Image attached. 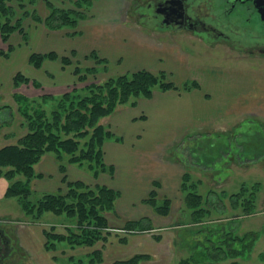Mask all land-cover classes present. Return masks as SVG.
Returning a JSON list of instances; mask_svg holds the SVG:
<instances>
[{
  "label": "rangeland",
  "instance_id": "obj_1",
  "mask_svg": "<svg viewBox=\"0 0 264 264\" xmlns=\"http://www.w3.org/2000/svg\"><path fill=\"white\" fill-rule=\"evenodd\" d=\"M50 1L57 7L74 8L71 3L73 0ZM37 2L38 0L34 8L40 15ZM153 2L155 0H94L92 6L86 10L87 16L84 19H94L108 35L107 40L97 41L98 44L94 43L101 47L102 45H109L111 51L120 48V55L115 62H110L108 57L101 54L95 47L85 55L81 57L77 55L75 58L70 55L69 49L50 48L42 51H55L60 56L68 55L72 62L63 64L59 58L46 59L57 62L63 70L65 69L66 77L62 78V76L43 66L44 60L39 68L47 70V75L51 77V82L47 86L42 85L38 76L30 77L28 75L29 70L25 68V65H21L19 58L16 59L17 52L12 51L6 57L0 55V109L3 111V115L0 117V146L15 143L27 131V125L18 112V103L13 97L14 93L26 96L32 107L42 106L49 112L54 108L58 97L72 89L84 88L91 83H103L109 77L136 70H146L153 73L165 72L167 80L172 81L177 88L154 89V91L172 90L169 91L171 95L155 93L160 104L157 103V106H162V112H166L169 116L174 109V107L172 109V105L180 106L172 102V94H189H185L189 90L183 89L182 85L186 81L195 80L199 83V88H196L198 92H195V88H191L190 91L194 92L190 93L196 95V98L191 96V98L185 99L189 101L190 106H193L192 113L185 116L179 113V119L180 122H185V119L187 122H192L195 129L189 138L197 137L196 134L199 132L201 134L208 133L210 137L205 135L203 137L207 139V143L213 146L204 145L203 139L198 141L196 146L199 147L200 155L207 156L209 161L202 157V161L193 162L192 154L186 147L192 149L194 141H189L182 148L181 137L173 138L169 145L163 147L158 158L165 163L168 160H175L173 154H176L175 156L178 155L180 161L187 160V162L184 161V168L192 175L194 181L198 179L201 181L198 190L206 200L205 206H207L205 208L209 210L203 216V221L211 223V225L223 224L225 226L230 224L229 227L226 225L225 229L231 228V231H235V235L239 236L246 232L256 234L257 237L248 251L237 257L228 255L216 264H230L233 260L239 264H264V55L257 50L250 54L246 50L232 48L230 43L225 41H223L225 43H221L220 38L212 39L205 34H202L204 38H201L186 29L176 31L163 26L146 7L147 3L153 4ZM211 3L215 4L214 0H211ZM10 4L18 10V14L21 13V10L17 8L16 0H10ZM44 6L46 8L45 3ZM220 11L222 12V9ZM47 12L46 8V14ZM45 15L40 16L44 17ZM34 22L30 17H24L22 20L23 27L28 30L27 42H24L20 36L25 44L29 43ZM80 22L81 20L78 24ZM39 24L44 25L41 22ZM122 24L129 27L124 35L118 27H122ZM68 30L64 35L71 39L82 34V31L78 30V25L76 28ZM76 30L78 31L76 34L70 35V32ZM123 36H125V43L114 48L115 45H113L111 38ZM73 41L75 40L73 39ZM8 43L14 45L10 37L6 43L0 40V49L5 51ZM91 51L105 61L97 62L90 56ZM137 52L141 53L135 56ZM29 64L33 66L31 63ZM76 67L81 68L82 71L79 74L85 75V80L78 78L79 74L74 71ZM17 71L30 78L31 81L21 82L14 87L12 78ZM67 74L73 76L70 81H68L69 76ZM32 80H35L39 86L35 85ZM42 94L50 95L53 98L43 102L37 98ZM255 95L258 97L259 103L257 105L250 103V108L247 103L250 96L254 97ZM152 96L154 95L152 94ZM141 98L143 97H139L135 104L128 102L131 100L130 98L127 103L118 104L112 113L100 117L99 123L114 134L111 138L113 141L121 144L125 141L120 129V115L124 109L131 108L130 110L135 112L134 120L149 117L150 112L146 110L145 106H143L144 111H139V108L134 107L137 106ZM239 98L241 102L243 101L241 114L231 116L228 111H225L226 115L218 117V114L213 112L220 106L223 111L233 108L230 103L235 100L238 101ZM154 101L156 102V100ZM254 105L257 107L253 108ZM150 121L152 122V120ZM166 124L167 128H172L171 124L173 123L168 121ZM233 124L236 125L228 131L226 128ZM197 131L199 132L197 133ZM185 134L188 135V131ZM8 135H11L10 138L12 139H8ZM231 135L234 137V143H229V139L232 138ZM152 138L154 137L151 136ZM235 140L236 144H240V146L232 147ZM124 143L127 144L128 142ZM227 143L229 144L225 147L224 145ZM222 149L228 154L222 156ZM77 153L75 154L78 155ZM48 154L53 156V162L56 166L58 177L55 179L50 172H44L39 168L42 158ZM68 157V154L63 153L64 161ZM232 157L236 159L232 160ZM82 161L81 164L65 161V172H62L58 167L55 153L53 151L44 152L39 160L32 165L36 176L28 181L32 191L29 198L31 201H36L45 193L56 191L64 193L67 190L66 181L74 180L82 181L91 186L101 184L113 188L118 194L112 209L104 212L107 225L102 230L103 237L99 238L93 245H78L74 243L77 241L76 238H74V242L66 238L57 241L53 248L44 246V230L65 234L68 232V227H76V224H73L75 219L65 213H54L47 210L42 212L36 221H33L31 216L23 211L16 197H4L10 182L16 179L24 181L26 179L22 174H17L16 177L8 180L3 173L9 166L0 167V226L13 238V249L7 258L8 264H77L79 262L78 257H84L86 264L88 257L85 256L93 250H99L102 255V262L94 264H115L117 260L128 259L139 254L148 257L139 260L137 264H185L186 259L194 250L191 249L190 242V237L193 235L192 231L204 225L191 222L192 217L188 208L184 207L181 191L174 192L169 185L161 187L159 184L161 179L154 178L153 181L159 185L154 186L153 182L149 186L151 188L141 195L139 191L134 192V188L130 189L131 182L125 187L122 180L123 175H120V179L116 180L119 185L111 186L107 184L109 181L107 175H111L108 172H112L109 168L99 172L106 173L102 183H96L90 177L87 178L88 180L85 178L82 180L80 178H68L66 171L68 164H75L84 169L86 173L96 177L92 168L89 167V163L86 160ZM103 161L110 166L106 159L104 160V154ZM110 177L113 178L112 175ZM124 179L130 181L126 177ZM244 187H254L255 194L254 202L251 203L252 205L247 211H244L242 205L235 206V199L231 198L232 195L236 197L237 194L242 195V197L245 194L248 195V191H243ZM152 189L156 191L158 202L163 196L169 199V214L159 215L150 204L144 202V197ZM132 198L135 200H131ZM141 218L150 219L147 224L150 228L138 230L139 228L126 226L129 221L140 220ZM142 224L146 225L145 221ZM158 235L160 236L159 239L156 238Z\"/></svg>",
  "mask_w": 264,
  "mask_h": 264
},
{
  "label": "trees",
  "instance_id": "obj_2",
  "mask_svg": "<svg viewBox=\"0 0 264 264\" xmlns=\"http://www.w3.org/2000/svg\"><path fill=\"white\" fill-rule=\"evenodd\" d=\"M16 1L17 8L21 10L20 14L10 4V0H0V40L5 43L15 31L21 34L24 42H27L28 30L22 25L24 17H30L35 22H41L50 29H74L78 22L87 16L86 10L92 6L94 0H73L71 3L74 8L57 7L50 0H44L48 10L44 17L38 15L36 8H34L37 0ZM77 32V30L70 32V35ZM14 49L15 46L8 43L5 51L0 49V55L6 57ZM75 54V50L72 49L70 55L74 57ZM90 56L97 62L105 61L92 51ZM57 58L63 64L72 63L68 55L60 56L55 51H32L29 56V63L39 68L44 60ZM74 71L79 74L82 70L76 67ZM166 75L165 72L153 73L146 70H136L109 77L103 83H91L87 87L64 92L58 97L54 108L49 112L42 106L32 107L26 96L20 93L13 94L16 103H18V112L27 125V131L15 143L0 146V167L9 166L3 173L8 180L16 177L17 174H22L26 180L9 181L4 197H16L23 211L30 215L33 221H36L40 214L47 210L54 213H65L75 219V223H71L76 224V227H68V232L65 234L44 230V246L53 248L57 241L66 238L71 242H74V238H76L77 241L74 243L78 245H93L99 238L103 237L102 230L107 225L104 212L112 209L118 192L106 185L95 184L91 186L79 180L66 181L64 177L67 186L66 192L45 193L36 201H31L29 197L32 191L28 181L36 176L32 165L39 160L44 152L53 151L58 160V167L62 172H65V161L81 164L82 160H86L95 176L100 171L108 170L107 168L111 169V166L106 165L103 161L102 148L103 142L112 138L114 134L99 123L100 117L112 113L118 104L127 103L130 98L131 100L128 102L135 104L139 97H151L154 89H176L177 87L172 81L167 80ZM78 78L85 80L86 76L79 74ZM28 81H31L30 78L19 71L12 78L14 87L21 82L27 83ZM32 82L38 85L35 80ZM182 88L185 90L199 88V83L195 80H189L182 85ZM37 98L44 102L53 97L42 94ZM2 115L3 111L0 109V117ZM231 137L229 143H234V137L232 135ZM201 139L205 141L204 145L213 146L207 143V139L202 136L186 140V143L194 141L192 149L186 147L192 154L193 162L202 161V157L209 161L207 156L200 155L199 147L196 146V143ZM229 143L224 146L226 147ZM237 145L240 146V144H236L235 140L232 147ZM76 152L78 155L75 154ZM63 153L69 155L65 161ZM221 154L222 156L227 155L228 152L222 149ZM237 158H239L238 155ZM235 159L232 157V160ZM200 182L199 179L194 181L192 175L185 171L182 174L179 187L184 207L188 208L192 217L191 222L204 225L192 231L193 235L190 237V242L191 249L194 250L186 259L185 264H216L228 255L232 257L242 255L250 249L257 237L256 234L246 232L239 236L235 235V231H231V228H228L230 224H226L228 227L225 229L226 225H211V223L203 221V216L209 210L205 208L207 206H205L206 200L198 190ZM153 184L158 186L155 181ZM243 191H248L249 194H245L244 197L238 194L236 197L232 195L231 198L235 199V206L242 205L244 211H247L250 209L251 203L254 202V187H244ZM156 198V191L152 189L144 197V202L150 204L159 215L169 214V199L163 196L158 202V198ZM149 220V218H141L140 220L129 221L126 226L146 230L150 228L147 225ZM144 221L146 225L142 224ZM156 238L159 239L160 236L158 235ZM85 257H88L86 264L102 262V255L99 250H93ZM147 257V255L139 254L128 259L117 260L115 264H137L139 260ZM78 261L77 264H85L84 257H78ZM230 264L239 263L233 260Z\"/></svg>",
  "mask_w": 264,
  "mask_h": 264
},
{
  "label": "crops",
  "instance_id": "obj_3",
  "mask_svg": "<svg viewBox=\"0 0 264 264\" xmlns=\"http://www.w3.org/2000/svg\"><path fill=\"white\" fill-rule=\"evenodd\" d=\"M37 8L40 9V15L46 14V8L44 6L43 0H38L37 2ZM27 21V20H26ZM29 22V21H28ZM121 25V24H120ZM123 25V24H122ZM120 29V32L124 35L126 32V29L129 30V27L123 25L122 27L118 26ZM78 30L82 31V34L80 36H76L75 38L67 37V35H64L66 31L68 32V29H60L58 31H52L47 29L44 25L35 23L33 25V32L31 33L30 40L28 44H25L22 39L19 32H14L10 36V40L12 44L15 45V52L18 53V56L16 59L19 58L21 65H25V68L29 70L28 75L30 77H39L42 85H48L50 84V78L47 73L48 71L42 68H36L34 66H31L27 59L31 51H37L42 52L46 51L50 48H56L60 50H72L75 49L76 54L74 58L78 55L79 57L85 55L90 49H93L94 47L99 50V52L106 57H108L110 62H115L118 56L120 55V51L118 50L112 51L109 49V43L108 46H98L94 42L98 44L97 41H101L104 39L107 40L108 35L107 32L104 31L102 27L94 21V19H83L78 24ZM63 34H62V33ZM101 36V37H100ZM112 36V34H111ZM85 37V38H83ZM77 38V39H76ZM81 38L80 40H78ZM83 38V39H82ZM73 39L75 41H73ZM110 39V38H109ZM72 40V41H68ZM77 40V41H76ZM112 43H114V48L116 46H122V43H125V36L123 37H113L111 38ZM120 41V43H119ZM114 51V52H113ZM141 52H137V54H140ZM2 62V61H1ZM134 63V61H133ZM27 64V65H26ZM43 66L47 67L49 70L53 71L55 74L62 76V78L66 77L65 75V69L63 70L57 62L51 61V60H45L43 63ZM136 68V67H135ZM27 71V70H26ZM68 75V74H67ZM68 81H70L73 76L68 75ZM196 89V88H195ZM168 91H159L155 90L153 91V95L150 99H144L141 98L140 102L137 104V106H134L135 108H139V111H144L143 106H145L146 110L150 113L148 114L149 117L145 118H136L135 112L131 111V108L124 109L120 115V122H121V132L123 133L124 142L126 143H117L113 141L111 138L107 139L103 144V153H104V160L106 159V162L110 164L112 172H108L111 175L108 176V185L114 186L119 185L117 184L116 180L120 179V175H123V182L125 183V187L130 185V189L134 188L135 191H139L141 195L148 191L154 182V178H160L161 182L159 183L161 187L165 185H169L171 189H173L174 192L180 191V182L182 174L186 171L184 168V164L187 160L180 161L181 159L177 155V157L173 154V156L176 158L175 160H168L165 163L162 162L158 156L161 154L163 147H166L169 145L173 138L181 137L182 139V148L185 147L187 144L186 140L191 137V134L194 131V126L192 125V122H187L185 119V122H180L179 119V113L182 115H188L189 113H192L193 106L189 105L188 102L185 99L191 98L193 96L196 98V95H192V90L185 92L189 93L187 95H184L182 93L178 95L171 96L172 102L174 104H179L180 106L172 105L173 111L171 112V115H167L166 112H162V106L158 107L157 103L159 102L158 97L155 95V93H159L160 95L166 94L171 95V93ZM184 92V91H183ZM191 92V93H190ZM195 92H198V89H196ZM237 94V93H235ZM156 100V102L154 101ZM154 101V102H153ZM243 102V101H242ZM241 99L239 98L238 101H232L230 104L233 108L222 110V107L220 106L216 111L219 116L226 115L225 111L229 112L231 116L233 114H241L242 113V105ZM247 102V101H246ZM185 103V104H184ZM237 105H236V104ZM252 104H258V97L255 95L250 96V100L247 103V106L251 108ZM159 104V103H158ZM173 104V103H172ZM160 105V104H159ZM189 105V106H188ZM235 105V106H233ZM237 107V108H236ZM253 108L257 106H252ZM127 108V107H126ZM250 110V109H248ZM156 111V113H154ZM187 113V114H185ZM165 114V115H164ZM155 117V118H154ZM170 118V120H168ZM152 120V122L150 120ZM160 119V120H159ZM224 119V118H220ZM173 123L172 128H167V122ZM151 122V123H150ZM236 124H233L230 126L228 131H230V128L233 127ZM131 131H130V130ZM186 131H188V135H186ZM185 132V133H184ZM199 131H197L198 133ZM182 133V134H181ZM181 134V135H180ZM235 134V133H234ZM208 136V133H198L196 136ZM151 136L154 138L151 139ZM8 139L11 135H8ZM175 138V139H176ZM204 138V137H203ZM184 158V157H183ZM42 162V163H41ZM39 163L40 170L44 172H50L52 176L55 178L58 177L56 166L53 162V156L50 154L44 156L42 158V161ZM67 171V177L70 179L74 178H80L81 180L83 178L87 179L90 177L92 180H94L96 183H102L103 178L105 177L104 172L99 173L96 177H93L90 173H86L84 169H81L75 164H68L66 167ZM90 175V176H89ZM93 177V178H92ZM127 178L130 181H126L124 178ZM143 179V180H141ZM88 180V179H87ZM106 180V179H105ZM107 181V180H106ZM158 184V185H159ZM138 188V189H137ZM181 193V192H180ZM136 198V197H135ZM135 198H132L131 200H135ZM140 200V198H139Z\"/></svg>",
  "mask_w": 264,
  "mask_h": 264
},
{
  "label": "flooded vegetation",
  "instance_id": "obj_4",
  "mask_svg": "<svg viewBox=\"0 0 264 264\" xmlns=\"http://www.w3.org/2000/svg\"><path fill=\"white\" fill-rule=\"evenodd\" d=\"M214 3L211 0H155L146 7L163 26L176 31L186 29L201 38L204 34L212 39L220 38L221 43H230L232 48L250 54L257 50L264 55V0H214ZM12 249L13 238L0 226V264H8Z\"/></svg>",
  "mask_w": 264,
  "mask_h": 264
},
{
  "label": "water",
  "instance_id": "obj_5",
  "mask_svg": "<svg viewBox=\"0 0 264 264\" xmlns=\"http://www.w3.org/2000/svg\"><path fill=\"white\" fill-rule=\"evenodd\" d=\"M262 17L264 18V13H262Z\"/></svg>",
  "mask_w": 264,
  "mask_h": 264
},
{
  "label": "bare ground",
  "instance_id": "obj_6",
  "mask_svg": "<svg viewBox=\"0 0 264 264\" xmlns=\"http://www.w3.org/2000/svg\"><path fill=\"white\" fill-rule=\"evenodd\" d=\"M210 190V189H209Z\"/></svg>",
  "mask_w": 264,
  "mask_h": 264
}]
</instances>
